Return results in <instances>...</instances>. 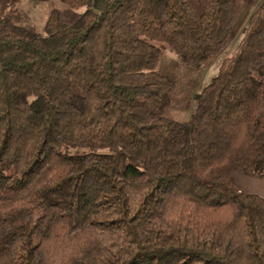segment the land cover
I'll use <instances>...</instances> for the list:
<instances>
[{"label": "trees", "instance_id": "trees-1", "mask_svg": "<svg viewBox=\"0 0 264 264\" xmlns=\"http://www.w3.org/2000/svg\"><path fill=\"white\" fill-rule=\"evenodd\" d=\"M0 12V264H264V0ZM217 75L169 116L165 53Z\"/></svg>", "mask_w": 264, "mask_h": 264}, {"label": "rangeland", "instance_id": "rangeland-1", "mask_svg": "<svg viewBox=\"0 0 264 264\" xmlns=\"http://www.w3.org/2000/svg\"><path fill=\"white\" fill-rule=\"evenodd\" d=\"M13 8L17 11L20 25H24L37 34L44 35L45 27L51 12L62 13L61 22L70 25L79 19L84 9H73L60 0H0V12ZM221 58L212 61L202 68H191L183 65L177 57L167 51L161 60L158 70L173 77L178 83L169 116L181 122H187L195 107L194 96L200 93L217 75ZM240 189L247 194H256L264 198V179L252 178L237 170L234 174Z\"/></svg>", "mask_w": 264, "mask_h": 264}]
</instances>
